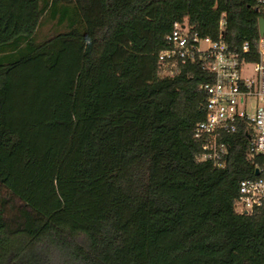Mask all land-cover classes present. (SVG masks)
I'll return each mask as SVG.
<instances>
[{
  "label": "trees",
  "instance_id": "trees-1",
  "mask_svg": "<svg viewBox=\"0 0 264 264\" xmlns=\"http://www.w3.org/2000/svg\"><path fill=\"white\" fill-rule=\"evenodd\" d=\"M77 24L41 42L48 12ZM256 0H0V264H264L251 129L200 160L201 63L159 74L175 22L255 60ZM250 44L249 52L243 45Z\"/></svg>",
  "mask_w": 264,
  "mask_h": 264
},
{
  "label": "built area",
  "instance_id": "built-area-1",
  "mask_svg": "<svg viewBox=\"0 0 264 264\" xmlns=\"http://www.w3.org/2000/svg\"><path fill=\"white\" fill-rule=\"evenodd\" d=\"M264 17V0H256ZM167 47L159 53V74L178 75L187 64L201 63L211 71L214 80L204 85L206 100L200 104L204 119L195 128V137L201 141L200 160H210L217 167H225L228 147L225 136L241 126L251 129L249 150L260 155L255 177L241 180L235 212L249 214L264 203V33L259 31L255 60L232 51L222 38L213 40L193 30L188 20L175 22L166 36ZM250 44L243 45L249 52ZM253 64L255 77L244 72Z\"/></svg>",
  "mask_w": 264,
  "mask_h": 264
},
{
  "label": "rangeland",
  "instance_id": "rangeland-1",
  "mask_svg": "<svg viewBox=\"0 0 264 264\" xmlns=\"http://www.w3.org/2000/svg\"><path fill=\"white\" fill-rule=\"evenodd\" d=\"M62 7L60 6L59 12L56 17H53L50 12L44 15L41 23L35 34V41L41 42L56 34L57 32L64 31L77 24L72 15H69L64 21L60 20ZM245 74L251 78L255 77V68L253 64H249L245 67Z\"/></svg>",
  "mask_w": 264,
  "mask_h": 264
},
{
  "label": "water",
  "instance_id": "water-1",
  "mask_svg": "<svg viewBox=\"0 0 264 264\" xmlns=\"http://www.w3.org/2000/svg\"><path fill=\"white\" fill-rule=\"evenodd\" d=\"M259 31L261 34L264 33V17L259 18ZM258 172H259L258 169H256L255 173L258 174Z\"/></svg>",
  "mask_w": 264,
  "mask_h": 264
}]
</instances>
